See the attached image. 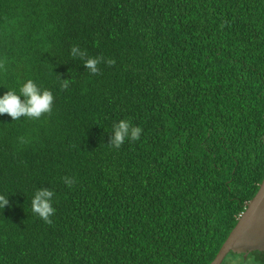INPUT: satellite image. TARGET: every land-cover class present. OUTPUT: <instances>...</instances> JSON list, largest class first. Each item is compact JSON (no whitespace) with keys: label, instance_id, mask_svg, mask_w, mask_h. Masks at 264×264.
<instances>
[{"label":"trees","instance_id":"trees-1","mask_svg":"<svg viewBox=\"0 0 264 264\" xmlns=\"http://www.w3.org/2000/svg\"><path fill=\"white\" fill-rule=\"evenodd\" d=\"M74 45L114 63L92 75ZM5 58L0 94L31 78L55 99L39 121L0 116V264L215 259L264 179V0H0ZM120 119L143 132L116 149Z\"/></svg>","mask_w":264,"mask_h":264},{"label":"clouds","instance_id":"clouds-1","mask_svg":"<svg viewBox=\"0 0 264 264\" xmlns=\"http://www.w3.org/2000/svg\"><path fill=\"white\" fill-rule=\"evenodd\" d=\"M70 55L83 61V66L92 75H96L100 69L101 63L111 65L112 59L105 57L88 56L87 52L79 46H72ZM7 59L0 60V69L7 68ZM71 83L70 79H61L60 87L68 89ZM53 91L41 87L34 79L28 78L19 83L18 87L7 88V91L0 94V116L7 114L12 121L31 120L39 121L46 115H51L54 105ZM143 129L134 125L129 119H120L114 123L111 130L109 146L120 148L126 141H138L141 138ZM21 138V143H24ZM63 182L71 187L76 181L71 177H64ZM56 193L49 187H37L31 198V210L40 219L46 223H51V217L54 216L56 208L54 197ZM9 204L8 196L0 194V208Z\"/></svg>","mask_w":264,"mask_h":264},{"label":"water","instance_id":"water-1","mask_svg":"<svg viewBox=\"0 0 264 264\" xmlns=\"http://www.w3.org/2000/svg\"><path fill=\"white\" fill-rule=\"evenodd\" d=\"M254 251L264 252V179L210 264H224L230 253Z\"/></svg>","mask_w":264,"mask_h":264}]
</instances>
